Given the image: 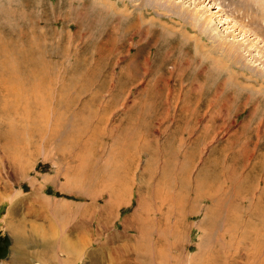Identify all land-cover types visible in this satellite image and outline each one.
I'll list each match as a JSON object with an SVG mask.
<instances>
[{
    "label": "rangeland",
    "instance_id": "1",
    "mask_svg": "<svg viewBox=\"0 0 264 264\" xmlns=\"http://www.w3.org/2000/svg\"><path fill=\"white\" fill-rule=\"evenodd\" d=\"M87 1L0 0V264H260L264 0Z\"/></svg>",
    "mask_w": 264,
    "mask_h": 264
},
{
    "label": "bare ground",
    "instance_id": "2",
    "mask_svg": "<svg viewBox=\"0 0 264 264\" xmlns=\"http://www.w3.org/2000/svg\"><path fill=\"white\" fill-rule=\"evenodd\" d=\"M93 1H95V0H89V1H87V3H92ZM97 1V0H96ZM98 2L101 4V5H103V7H106L107 5H108V3L109 2H107V0H98ZM86 5V4H85ZM91 5V4H90ZM101 11V10H100ZM102 16V15H101ZM255 17L253 16V17H251V20H255L254 19ZM256 19H258L259 20V17L258 18H256ZM258 20H256V21H258ZM258 22H260V24L262 23L260 20L258 21ZM234 27V26H233ZM245 36V35H244ZM243 48H245V46L243 47ZM264 54V53H263ZM262 57H264L263 55H262ZM253 59H255V58H253ZM257 59H259L260 60V58L259 57H257ZM264 59V58H263ZM203 63V62H202ZM221 64V63H220ZM215 65V64H214ZM216 65L218 66V63H216ZM216 66V67H217ZM208 73V72H207ZM230 75H229V77L231 78V77H233V74H231V73H229ZM207 76H208V74H207ZM212 77V76H211ZM207 80V79H206ZM224 82V84H223V87H221L220 88V90L222 91L223 90V88H225L226 86H225V83H228V81H227V79L225 80V81H223ZM213 86V85H212ZM202 88V87H201ZM218 91V89H216V92ZM220 91V92H221ZM219 93V92H218ZM47 118V117H46ZM197 190V189H196ZM198 191V190H197ZM156 194V193H155ZM214 194L215 195H217V196H219V195H222V193H221V191H214ZM261 212V211H260ZM264 260V258L262 259V261ZM262 261H260V264H264V261L262 262Z\"/></svg>",
    "mask_w": 264,
    "mask_h": 264
},
{
    "label": "crops",
    "instance_id": "3",
    "mask_svg": "<svg viewBox=\"0 0 264 264\" xmlns=\"http://www.w3.org/2000/svg\"><path fill=\"white\" fill-rule=\"evenodd\" d=\"M17 261H18V259H17ZM21 263V262H20Z\"/></svg>",
    "mask_w": 264,
    "mask_h": 264
}]
</instances>
